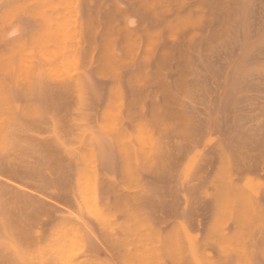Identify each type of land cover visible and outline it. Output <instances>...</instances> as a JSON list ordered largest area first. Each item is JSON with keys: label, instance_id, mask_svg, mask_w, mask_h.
Segmentation results:
<instances>
[{"label": "rangeland", "instance_id": "obj_1", "mask_svg": "<svg viewBox=\"0 0 264 264\" xmlns=\"http://www.w3.org/2000/svg\"><path fill=\"white\" fill-rule=\"evenodd\" d=\"M0 264H264V0H0Z\"/></svg>", "mask_w": 264, "mask_h": 264}, {"label": "bare ground", "instance_id": "obj_2", "mask_svg": "<svg viewBox=\"0 0 264 264\" xmlns=\"http://www.w3.org/2000/svg\"><path fill=\"white\" fill-rule=\"evenodd\" d=\"M133 18V17H132ZM130 19V18H129ZM135 21H137V20H135ZM129 23V22H128ZM135 24V23H134ZM136 24H137V22H136ZM130 25V24H129ZM136 26V25H135ZM66 245V244H65ZM67 247V246H66ZM62 248V247H61ZM41 250V249H40ZM52 257V256H51ZM55 257V256H54ZM54 259H56V258H54ZM50 263V262H49Z\"/></svg>", "mask_w": 264, "mask_h": 264}]
</instances>
